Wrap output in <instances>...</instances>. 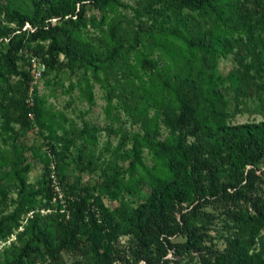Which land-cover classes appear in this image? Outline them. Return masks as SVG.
Segmentation results:
<instances>
[{
	"label": "rangeland",
	"instance_id": "374dc122",
	"mask_svg": "<svg viewBox=\"0 0 264 264\" xmlns=\"http://www.w3.org/2000/svg\"><path fill=\"white\" fill-rule=\"evenodd\" d=\"M83 2L81 20L69 21ZM213 3L0 0V264L25 246L22 264H214L236 240L258 250L264 156L251 147V163L234 170L221 127L264 120V64L246 66L247 13L259 16L254 34L264 44V0ZM55 5L61 17L51 13ZM13 10L30 21L19 27ZM47 24L62 28L52 33L56 44H71L88 61L31 36ZM32 57L44 68L28 105ZM53 148L64 157L55 161ZM184 170L193 201L146 210L139 235L129 231L154 180ZM19 176L26 202L11 216ZM81 202L86 223L74 233L71 211ZM100 213L104 223L89 220ZM69 237L51 256L44 239L53 246Z\"/></svg>",
	"mask_w": 264,
	"mask_h": 264
},
{
	"label": "trees",
	"instance_id": "16d2710c",
	"mask_svg": "<svg viewBox=\"0 0 264 264\" xmlns=\"http://www.w3.org/2000/svg\"><path fill=\"white\" fill-rule=\"evenodd\" d=\"M79 1H88L95 7H102L106 3L115 0H72L73 6L76 2ZM259 1V0H257ZM214 0H173V3L178 7H186V8H200L203 6L206 7H214ZM85 11L84 2L81 3L77 11L74 13L76 20L69 19L71 22L80 21L82 14ZM158 14L163 15L164 12L160 9H155ZM51 13L56 17H61L63 15L61 6H53L51 8ZM12 19H14L19 27H22L26 21H30L28 16L17 11H12ZM247 51L251 56V61L246 64L247 67H251L255 70H260L264 64V44L255 37L254 31L256 29V25L259 22V16H254L253 13H247ZM62 28L57 25L47 24V28H38L32 32L31 36L33 38H38L42 35L47 36L51 39L50 49H54L63 53L68 59H80L88 61L85 56H83L78 50L73 48L71 44H66V46H61L56 44L55 38L52 33L61 30ZM17 50V47L14 46L12 49H9L8 53L11 52V57L13 58V53ZM10 59V61L12 60ZM90 60V59H89ZM91 61V60H90ZM10 71L14 74H19L16 68L12 66ZM185 107L190 108L189 104H185ZM223 133L231 140L230 145L228 146L227 157L234 167V170L241 171L245 168L246 165L251 163V147L261 156H264V120L258 121L255 123H240L235 125H223L221 127ZM52 154L54 156L55 161L60 160L64 157L63 150L56 148L52 149ZM165 153L169 155L168 163L169 165H173L176 160V156L174 153H171L170 150H165ZM26 167H22L21 171H25ZM154 191L152 198L147 206H140L135 210V213L128 219L129 231H131L134 235L138 236L140 232V227L145 220V211H153L159 210L164 205L171 203L175 200L180 201H188V203L193 201V193L195 191V187L192 182H190L187 178L186 170H184L178 179H173L168 182L162 183L160 179L154 180ZM19 182V199L16 202L14 210L11 216H16L18 214V208L26 202L24 195L26 193V182L22 176L18 177ZM23 194V196H22ZM87 208L85 202H81L76 206L74 210L71 211V218L69 223L71 222L72 232H79L82 224L86 223L85 218V209ZM87 212V211H86ZM258 215V224L260 229H262L263 234L259 240V248L257 251L248 252L249 244L246 241L236 240L235 244L232 246L230 250L227 251L225 262L222 260H217L214 264H264V260L262 255L264 253V208L260 207L257 209ZM106 213H100L99 218H93V214H90L89 220H97L99 223H104L106 220ZM184 219V216L182 217ZM6 219V217H4ZM36 239H41V236L36 235ZM46 243V247L51 256H57V254L61 251V249L68 242H72V239L69 237L67 239L60 240L53 246H48V240L44 239ZM28 255V249L25 247L19 251L16 256L9 261L7 264H22L23 257Z\"/></svg>",
	"mask_w": 264,
	"mask_h": 264
},
{
	"label": "built area",
	"instance_id": "2783aa9c",
	"mask_svg": "<svg viewBox=\"0 0 264 264\" xmlns=\"http://www.w3.org/2000/svg\"><path fill=\"white\" fill-rule=\"evenodd\" d=\"M43 68H44L43 64H40L39 62H37L34 57L31 58L30 60V77L31 78H30V83H29V92L26 98V102L28 105L33 104V98H32L33 86H34V83L38 80V78H40Z\"/></svg>",
	"mask_w": 264,
	"mask_h": 264
}]
</instances>
